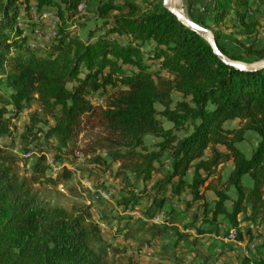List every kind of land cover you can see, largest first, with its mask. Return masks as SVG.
I'll return each mask as SVG.
<instances>
[{"label": "trees", "instance_id": "obj_1", "mask_svg": "<svg viewBox=\"0 0 264 264\" xmlns=\"http://www.w3.org/2000/svg\"><path fill=\"white\" fill-rule=\"evenodd\" d=\"M82 1L36 0V6L54 5L63 17L62 5L75 11ZM256 1L260 0H215L214 22L220 24L234 13L237 23L250 29L247 11ZM18 2L0 0V70L10 68L3 70L0 81V135L9 133L5 115L16 117L36 101L55 121L46 138L55 137L62 148L73 143V150L85 157L104 153L119 164L120 173L130 172L144 181L164 166L165 158L170 160L171 171L158 185L170 187L175 197L190 190V205L203 201L208 228L199 235L218 236L221 220L238 229L240 215L264 222V69L237 70L226 64L159 2L145 9L130 0L123 5L98 2L95 12L108 26L104 35L91 33L83 41L62 27L55 40L37 52L26 47L22 30L16 37L5 33L16 21ZM86 4L89 8V0ZM113 33L126 36L129 43L111 41ZM216 43L226 57L242 61L226 51L219 36ZM260 54L264 60V48ZM108 88L114 93L104 105L89 101ZM173 92L186 99L174 109ZM157 105L172 129L165 130L156 119ZM234 120L240 128L225 129V123ZM249 132L260 140L247 157L237 144ZM147 136L159 140L150 151L144 143ZM217 145L228 153H221ZM209 149L212 155L204 160ZM222 159L234 167L224 189L218 190L206 184ZM8 162L0 150V264H110L94 250L96 229L86 227L80 215L39 202ZM40 170L44 171L38 163L36 173ZM69 175L66 171L65 177ZM202 188L214 192L215 199L209 202ZM165 202L163 198L157 208ZM244 264L264 261L244 259Z\"/></svg>", "mask_w": 264, "mask_h": 264}, {"label": "rangeland", "instance_id": "obj_2", "mask_svg": "<svg viewBox=\"0 0 264 264\" xmlns=\"http://www.w3.org/2000/svg\"><path fill=\"white\" fill-rule=\"evenodd\" d=\"M54 1L60 3V0ZM86 1L79 5L85 7L83 10H79L78 6L77 10L70 11L62 5L64 15L61 17L54 5L39 9L36 0H30L28 4L19 0L16 21L12 27L4 29L5 33L16 37V31L22 30L26 47L37 52L50 45L62 27L67 28L72 37L83 41H87L91 33L96 37L102 36L108 26L99 19L95 6L107 0H89V8ZM114 1L119 5L124 3V0ZM130 1L142 9L153 2L164 3V0ZM215 9V0H181L183 14L208 29L215 40L219 36V43L226 51L242 59L235 62L248 66L264 63L260 60V51L264 48V0L256 1L247 11V20L253 24L250 29L242 28L234 13L222 23H215ZM1 20L0 14V27ZM109 38L121 45L129 43L126 36L117 33ZM148 50H144L146 54ZM152 69L156 71L157 65L154 64ZM3 70L8 72L10 68ZM3 70H0V81L5 73ZM2 92L5 93L4 90ZM113 93V89L108 88L88 99L92 104L104 105ZM171 100V108L174 109L186 99L173 92ZM156 107L159 112L156 119L165 130L172 129V124L160 114L161 106ZM3 119L9 122V133L0 135V150L8 156L13 175L29 186L39 202L58 205L82 216L85 226L97 231L94 250L102 253L110 264H244V259L264 261V222L250 221L247 215L238 217V229L221 220L218 236L199 235V230L208 228L203 223V201L190 205L193 200L190 190L186 189L175 197L170 187L164 189L158 185L164 182V174L171 171L172 162L167 158L164 166L159 168L156 165L159 171L150 180L144 181L130 172L120 173L119 164L104 153L85 157L73 150V143L62 148L55 137L47 139L46 134L55 121L51 115L44 113L36 101L18 116L5 115ZM224 127L238 129L240 122L228 121ZM179 135L184 136L183 133ZM259 140L257 135L249 132L245 141L237 146L250 157ZM158 142L154 136L144 139L149 151ZM216 148L223 154L228 153L223 145ZM211 155V149L207 150L204 160ZM223 161H219L216 172L206 184L212 183L218 190L224 189L234 167L232 162ZM38 163L43 172L36 173ZM66 171L70 173L68 177H65ZM192 175L193 171L188 175L189 180ZM244 181L250 182L248 178ZM204 189L201 193L206 195V199L209 202L214 200V192ZM163 198L166 202L162 209H158L157 204ZM232 230L237 231V237L241 235L237 244L227 240Z\"/></svg>", "mask_w": 264, "mask_h": 264}, {"label": "water", "instance_id": "obj_3", "mask_svg": "<svg viewBox=\"0 0 264 264\" xmlns=\"http://www.w3.org/2000/svg\"><path fill=\"white\" fill-rule=\"evenodd\" d=\"M174 0H164L163 6L167 9L170 13H172L178 20L183 23L186 27L195 31L199 36H201L208 44L212 47L214 53L226 64L236 68L237 70H246V71H258L264 69V63L257 65V66H248L245 64H241L235 61L228 59L219 49L216 40L210 33V31L199 24L195 23L194 21L190 20L185 15L179 13V11L173 6Z\"/></svg>", "mask_w": 264, "mask_h": 264}, {"label": "built area", "instance_id": "obj_4", "mask_svg": "<svg viewBox=\"0 0 264 264\" xmlns=\"http://www.w3.org/2000/svg\"><path fill=\"white\" fill-rule=\"evenodd\" d=\"M84 8L85 7H83V6L78 7L79 10H83ZM228 238L229 239H227V240H229L231 243L237 244V241H238L237 231L236 230L230 231Z\"/></svg>", "mask_w": 264, "mask_h": 264}, {"label": "bare ground", "instance_id": "obj_5", "mask_svg": "<svg viewBox=\"0 0 264 264\" xmlns=\"http://www.w3.org/2000/svg\"><path fill=\"white\" fill-rule=\"evenodd\" d=\"M173 6L179 11V13L183 14V12L181 10V0H174Z\"/></svg>", "mask_w": 264, "mask_h": 264}]
</instances>
